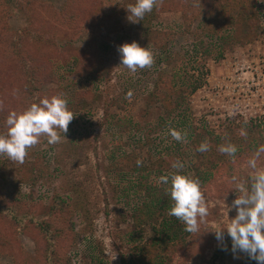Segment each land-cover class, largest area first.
<instances>
[{"label": "rangeland", "instance_id": "374dc122", "mask_svg": "<svg viewBox=\"0 0 264 264\" xmlns=\"http://www.w3.org/2000/svg\"><path fill=\"white\" fill-rule=\"evenodd\" d=\"M132 2L0 0V133L11 111L45 96L62 95L74 114L66 136L40 137L23 163L0 154V264H257L207 230L236 214L231 178L249 180V159L264 167V0H157L136 23L126 18ZM133 40L153 53L135 72L117 51ZM180 66L198 84L186 100L179 90L193 85L170 76ZM161 76L175 84L153 97ZM227 144L233 155L218 150ZM169 147L179 171L199 179L209 214L168 248L138 218L136 191L115 192L107 166L112 151L151 164ZM171 165L158 178L166 192Z\"/></svg>", "mask_w": 264, "mask_h": 264}, {"label": "clouds", "instance_id": "9594fccd", "mask_svg": "<svg viewBox=\"0 0 264 264\" xmlns=\"http://www.w3.org/2000/svg\"><path fill=\"white\" fill-rule=\"evenodd\" d=\"M155 5L157 0H133L126 6V18L132 23L142 21ZM117 51L120 55L119 65L132 72L153 64L151 49L136 40L120 44ZM73 117L68 101L59 94L40 98L20 111H11L5 120L6 131L0 133V154L23 163L27 149L37 144L40 137H47L49 144L59 142V133H67ZM170 135L176 140L183 138L177 130H170ZM207 150L208 144L202 142L198 151ZM218 150L228 155L237 151L233 144L222 145ZM261 152H264V147L257 150L256 157ZM171 167L177 171L162 177L164 183L170 181L169 192L173 203L168 214L182 222L186 232L197 233L201 225L207 223L209 214L200 181L180 172L183 164L179 161ZM248 167L253 170L248 181L235 175L231 178L233 189L238 193L229 207L236 209L235 216L226 222L211 225L207 231H211L220 244L224 243L226 236L229 237L234 256L244 253L257 264H264V167H258L255 158L249 159Z\"/></svg>", "mask_w": 264, "mask_h": 264}, {"label": "trees", "instance_id": "16d2710c", "mask_svg": "<svg viewBox=\"0 0 264 264\" xmlns=\"http://www.w3.org/2000/svg\"><path fill=\"white\" fill-rule=\"evenodd\" d=\"M165 55L166 54L163 53L162 57L167 58ZM185 69V67L180 66L178 68H175L173 73L170 74L172 78H175L176 76H183V78L186 79L184 82H189L190 85H193L190 91L185 92L179 90V95H185V93L188 94L194 91L198 86V84L196 85L193 80H189V77L187 76L189 75L188 71H186ZM171 77L167 80L161 76L162 80H160V82L157 84L153 97H160V95H162L163 91L160 92L162 90V86H173L175 84ZM184 95L181 96V99L186 100L185 98L187 96ZM175 108H178V106H176ZM180 116L181 118H178L179 121L181 119L185 120L183 112H181ZM117 123L120 127H122V122H119L117 120ZM161 124V126H165L167 124V120L163 119ZM193 136V131L187 134L188 139L193 138ZM144 138L145 137L143 136L142 140H144ZM140 142L141 147H144V144H142L143 142ZM176 144L177 142H175V145ZM167 149L168 150L166 152H160L162 154L159 155L158 159L150 162L151 164L145 162L143 158H140L136 152H127L125 149L119 150L118 152L112 151V154L110 155V165L107 166V169L109 170L110 179H113L112 182L116 184L114 186V189H116L115 192H117V194L118 192H120L121 194L122 191H125V186L127 185V192H129L130 189L133 188L139 195V197H141L142 200H140L134 207L135 211L138 212V218L143 220V225L150 226L155 231V233H157L155 234V236H153L152 241H157V243L160 245L159 247L164 244L169 248V246L174 245V243H178L180 241L185 230L184 225L176 217L170 216L169 214H163L161 221L157 224L155 223V221H153L160 217L164 209L169 210L172 206V204L170 203L167 204V200L170 198V193L163 190L158 179L160 175L163 174L166 170L163 169L167 167L164 165L173 164L174 158H176V153L178 152L175 147H169ZM156 150L151 149V151L149 152L150 155L154 156V152ZM137 161H140V163L138 164ZM197 169L198 171H203L198 167ZM110 174H113L114 176ZM203 176L204 179H208L210 177V173L207 174V172H204ZM164 197H168V199H163ZM142 258H144V256ZM145 260L146 259H144V261Z\"/></svg>", "mask_w": 264, "mask_h": 264}]
</instances>
